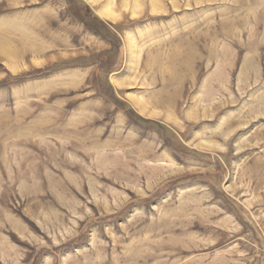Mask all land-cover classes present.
Segmentation results:
<instances>
[{
	"label": "rangeland",
	"instance_id": "rangeland-1",
	"mask_svg": "<svg viewBox=\"0 0 264 264\" xmlns=\"http://www.w3.org/2000/svg\"><path fill=\"white\" fill-rule=\"evenodd\" d=\"M0 264H264V0H0Z\"/></svg>",
	"mask_w": 264,
	"mask_h": 264
},
{
	"label": "bare ground",
	"instance_id": "bare-ground-1",
	"mask_svg": "<svg viewBox=\"0 0 264 264\" xmlns=\"http://www.w3.org/2000/svg\"><path fill=\"white\" fill-rule=\"evenodd\" d=\"M106 19L107 18H109V19H114V18H112V16H113V14H111V13H108V12H106ZM115 16V15H114ZM105 18V17H104Z\"/></svg>",
	"mask_w": 264,
	"mask_h": 264
}]
</instances>
